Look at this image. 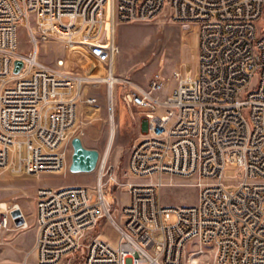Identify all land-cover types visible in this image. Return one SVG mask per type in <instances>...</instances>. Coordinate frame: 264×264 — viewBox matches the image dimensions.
<instances>
[{"label":"built area","instance_id":"built-area-1","mask_svg":"<svg viewBox=\"0 0 264 264\" xmlns=\"http://www.w3.org/2000/svg\"><path fill=\"white\" fill-rule=\"evenodd\" d=\"M161 15L198 26L196 74L159 70L148 88L125 91L148 132L120 176L102 169L95 187L38 186L36 264L79 251L84 264H264V0H0V169L65 168L63 145L87 76L67 69L65 55L60 68L41 59V42L60 40L101 60L116 76L113 94L127 81L115 69L118 24ZM21 24L28 51L20 49ZM228 162L238 169L234 183L225 181ZM178 179L198 186L196 203L159 199V188ZM108 182L129 195L115 209ZM102 217L116 239L95 231ZM9 223L4 212L0 226Z\"/></svg>","mask_w":264,"mask_h":264},{"label":"rangeland","instance_id":"rangeland-1","mask_svg":"<svg viewBox=\"0 0 264 264\" xmlns=\"http://www.w3.org/2000/svg\"><path fill=\"white\" fill-rule=\"evenodd\" d=\"M116 39V74L127 81L116 83L113 94L109 82L99 78L109 75V69L101 60L89 55L87 50L79 46L66 47L56 39L39 44L41 59L60 68L57 59L65 55L66 68L85 74L87 78L77 104L76 124L63 145L65 168L59 172L39 174H13L0 169V218L4 212L10 216V228L0 226V264L37 263L34 245L37 235L36 190L39 185L80 183L95 187L102 169L108 172L106 178L111 173L121 175L133 144L148 132L146 114L142 108L129 106L125 102V91L135 87L148 88L152 77L159 70L165 76H170L176 68L187 76H194L197 72L199 42L195 23L175 21L165 15L153 20L123 22L116 28ZM19 40L20 49H31L24 24L20 26ZM75 136L80 137L86 147L99 151L98 167L90 171L71 170L74 152L72 140ZM237 172V166L228 162L225 181L234 183ZM229 188L235 186L230 185ZM104 190L113 209L129 199L126 189H118L111 182L105 184ZM159 199L163 203L175 205L196 203L198 186L192 180L167 182L159 188ZM15 209L20 210L19 217L13 216ZM174 220L173 217L171 222ZM25 222L28 226H23ZM95 231L105 232V236L112 239L117 237L116 230L107 223L105 217H102ZM60 264H84L82 251L66 257Z\"/></svg>","mask_w":264,"mask_h":264},{"label":"water","instance_id":"water-1","mask_svg":"<svg viewBox=\"0 0 264 264\" xmlns=\"http://www.w3.org/2000/svg\"><path fill=\"white\" fill-rule=\"evenodd\" d=\"M23 65V61L17 59L15 71H19ZM74 146V152L72 157V162L70 165L71 170L73 171H90L97 166L99 160V151L94 148L86 147L81 138L75 136L72 140ZM13 216L19 217L21 215L19 209L13 210ZM22 221V218H20Z\"/></svg>","mask_w":264,"mask_h":264},{"label":"bare ground","instance_id":"bare-ground-1","mask_svg":"<svg viewBox=\"0 0 264 264\" xmlns=\"http://www.w3.org/2000/svg\"><path fill=\"white\" fill-rule=\"evenodd\" d=\"M115 75H112L111 72H109V75L107 76H102V77H99L101 80H105V81H108L109 84H111L114 80H115ZM98 78V79H99ZM110 86V85H109ZM111 90V88H110ZM5 202L2 203V205H4ZM16 207H19L20 208V205H17ZM26 226H28V223L26 224ZM3 264H24L23 262L22 263H3Z\"/></svg>","mask_w":264,"mask_h":264}]
</instances>
